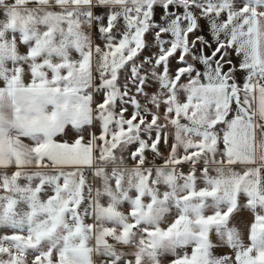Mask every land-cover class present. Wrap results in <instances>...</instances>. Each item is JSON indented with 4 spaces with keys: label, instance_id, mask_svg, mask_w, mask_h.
Returning <instances> with one entry per match:
<instances>
[{
    "label": "snow or ice",
    "instance_id": "obj_1",
    "mask_svg": "<svg viewBox=\"0 0 264 264\" xmlns=\"http://www.w3.org/2000/svg\"><path fill=\"white\" fill-rule=\"evenodd\" d=\"M0 264H264V0H0Z\"/></svg>",
    "mask_w": 264,
    "mask_h": 264
},
{
    "label": "rangeland",
    "instance_id": "obj_2",
    "mask_svg": "<svg viewBox=\"0 0 264 264\" xmlns=\"http://www.w3.org/2000/svg\"><path fill=\"white\" fill-rule=\"evenodd\" d=\"M130 111H131V109H130Z\"/></svg>",
    "mask_w": 264,
    "mask_h": 264
}]
</instances>
